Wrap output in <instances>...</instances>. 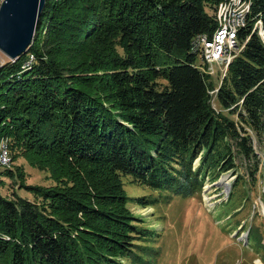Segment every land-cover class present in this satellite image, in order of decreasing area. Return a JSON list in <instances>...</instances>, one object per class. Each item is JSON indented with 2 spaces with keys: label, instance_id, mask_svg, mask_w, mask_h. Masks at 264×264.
<instances>
[{
  "label": "trees",
  "instance_id": "16d2710c",
  "mask_svg": "<svg viewBox=\"0 0 264 264\" xmlns=\"http://www.w3.org/2000/svg\"><path fill=\"white\" fill-rule=\"evenodd\" d=\"M219 1L46 0L27 50L0 65V136L55 182L0 164V264H152L126 173L186 197L244 178L264 137V0H247L242 49L218 79L191 40L213 32ZM8 176L34 197L3 193Z\"/></svg>",
  "mask_w": 264,
  "mask_h": 264
},
{
  "label": "rangeland",
  "instance_id": "374dc122",
  "mask_svg": "<svg viewBox=\"0 0 264 264\" xmlns=\"http://www.w3.org/2000/svg\"><path fill=\"white\" fill-rule=\"evenodd\" d=\"M0 56L5 61L14 60L1 48ZM33 59L31 54L24 65L31 66ZM219 66L217 64V68ZM215 78L219 79V76ZM213 105L220 106L218 99L213 100ZM254 143L255 161L252 159L247 168L245 161L240 166L244 178L239 179V175L232 171L224 172L216 181L207 180L205 188L188 197L174 194L169 189L134 182L129 173L124 175L129 205L152 229L150 238L142 240L150 246L148 258L152 264H258L255 262L257 257L264 261V209L261 211L264 205V137L254 139ZM3 146L8 147L10 153L9 166H24L28 184L55 182L50 169L36 164L34 156L30 158L18 152L13 159L10 141L5 134L0 136V151ZM36 159L50 163L42 157L36 156ZM6 180L5 186L1 187L3 193L16 189L18 194L34 197L33 190L20 185L19 177L8 176ZM140 195L146 197L147 202H137ZM242 224L247 231L251 228L247 244L237 236ZM259 240V248L252 246L251 243L257 244Z\"/></svg>",
  "mask_w": 264,
  "mask_h": 264
},
{
  "label": "built area",
  "instance_id": "2783aa9c",
  "mask_svg": "<svg viewBox=\"0 0 264 264\" xmlns=\"http://www.w3.org/2000/svg\"><path fill=\"white\" fill-rule=\"evenodd\" d=\"M250 5L251 3L247 0L219 1L217 7L218 25L213 32L210 34L208 32L198 33L191 40V47L198 55L197 65L200 66V69L211 75L216 72L218 64L222 75L226 74L229 63L242 49L243 43H240L238 34L242 26L247 24V16L251 11ZM256 23L259 31L264 34V23L261 18ZM4 62L5 59L0 56V64ZM28 62L31 63V60ZM9 154L8 147L3 146L0 151V164H9Z\"/></svg>",
  "mask_w": 264,
  "mask_h": 264
},
{
  "label": "water",
  "instance_id": "95a60500",
  "mask_svg": "<svg viewBox=\"0 0 264 264\" xmlns=\"http://www.w3.org/2000/svg\"><path fill=\"white\" fill-rule=\"evenodd\" d=\"M45 3L46 0L1 1L0 48L10 58L20 56L33 41Z\"/></svg>",
  "mask_w": 264,
  "mask_h": 264
}]
</instances>
